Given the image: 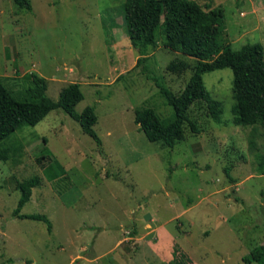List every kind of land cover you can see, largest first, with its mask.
<instances>
[{"label": "rangeland", "instance_id": "rangeland-1", "mask_svg": "<svg viewBox=\"0 0 264 264\" xmlns=\"http://www.w3.org/2000/svg\"><path fill=\"white\" fill-rule=\"evenodd\" d=\"M25 1L31 11L0 0V78L17 99H24L31 74L48 81L55 101L63 88L80 84L85 99L76 110L95 108L103 145L61 109L6 140L11 159L0 161V264H170L176 250L185 264H246L243 258L264 246L258 171L264 126L233 124L232 70L204 75L222 103L221 124L198 102L189 112L198 133L187 123L185 140L174 148L151 143L135 123L136 110L151 107L163 119L174 110L137 66L123 24L126 0ZM193 1L209 11L224 9L222 41L234 50L264 47V0ZM158 37L146 66L180 94L197 61L165 48ZM179 61L189 69L170 71ZM43 138L73 181L62 197L52 185L54 168L37 163ZM34 176L41 185L21 214L46 215L51 232L42 221L14 216L17 182Z\"/></svg>", "mask_w": 264, "mask_h": 264}, {"label": "trees", "instance_id": "trees-1", "mask_svg": "<svg viewBox=\"0 0 264 264\" xmlns=\"http://www.w3.org/2000/svg\"><path fill=\"white\" fill-rule=\"evenodd\" d=\"M15 2L20 8L32 10L25 0ZM209 8L193 0H126L124 3L123 24L131 47L138 54L137 66L142 67L143 75L155 82L160 95L174 110V114L167 119L160 117L151 107L136 110L135 123L151 143L174 148L185 140L187 123L193 132L198 133L196 125L189 118L191 107L198 102L206 104L216 124L223 122L222 103L211 95L204 82L205 74L223 69H231L234 76L233 124L241 127L264 126V47L256 43L234 50L229 42L222 41L226 22L224 9L218 7L209 11ZM158 30H161L159 32L164 38L165 48L197 61L180 94H175L161 84L146 66L150 51L155 50L160 43ZM189 67L186 62L179 61L178 64L171 63L169 70L181 73ZM28 84L24 99H17L7 87L6 81L0 78V161L8 162L11 159V150L5 145L7 139L25 126L36 127L57 109L63 110L76 121L82 131L102 148V140L94 128L98 122L95 108L88 106L82 113L76 110L77 105L85 99L80 84L73 83L63 88L57 101L48 96V81L45 78L31 74ZM42 141L37 163L54 168L56 175L52 178V185L62 197V190L72 188L73 181L51 154L47 139L43 138ZM230 171L227 168L226 174L231 182H235ZM258 171L264 175L263 158L259 161ZM40 185L41 178L38 176L17 182L16 188L21 192V198L14 216L42 221L51 232L52 224L46 215L21 214L31 201L33 190ZM178 251L174 252L170 264L184 263L180 262ZM243 261L246 264H264V246L254 248Z\"/></svg>", "mask_w": 264, "mask_h": 264}]
</instances>
